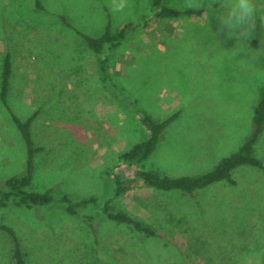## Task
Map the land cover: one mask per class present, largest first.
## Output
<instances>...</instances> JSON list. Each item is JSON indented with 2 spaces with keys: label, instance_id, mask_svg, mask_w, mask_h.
Instances as JSON below:
<instances>
[{
  "label": "rangeland",
  "instance_id": "1",
  "mask_svg": "<svg viewBox=\"0 0 264 264\" xmlns=\"http://www.w3.org/2000/svg\"><path fill=\"white\" fill-rule=\"evenodd\" d=\"M195 0H163L184 10ZM150 0H0V62L11 56L9 111L19 120L35 113L32 139L44 148L35 160L33 188L71 198L111 197L104 171L119 152L146 137L132 104L154 120L177 115L141 165L167 177L195 176L237 150L250 131L264 82V55L253 66L233 59L235 41L218 30L214 13L157 19ZM264 10V0H255ZM217 6L214 5L213 8ZM138 24L108 54L113 95L98 82L93 54L78 34L99 35ZM264 50V22L256 18L247 41ZM237 60V61H236ZM132 103V104H131ZM0 103V186L24 169L23 141ZM264 164V130L255 146ZM234 185L216 183L192 196L138 186L114 206L152 226L144 239L103 221L99 245L61 205L0 210L30 253L32 264H264V174L243 166ZM6 240L0 234V251ZM2 264H5V262ZM59 264V263H58Z\"/></svg>",
  "mask_w": 264,
  "mask_h": 264
},
{
  "label": "trees",
  "instance_id": "2",
  "mask_svg": "<svg viewBox=\"0 0 264 264\" xmlns=\"http://www.w3.org/2000/svg\"><path fill=\"white\" fill-rule=\"evenodd\" d=\"M153 16L157 19H176L181 16H200L202 9L187 8L177 10L163 4V0H150ZM138 24L125 23L112 30L109 24L105 25L97 36L78 34L84 47L89 50L95 59V69L98 82L103 89L112 95V88L118 89L110 82L108 54L118 47L127 36L132 33ZM12 79V61L8 53H4L0 62V103L9 111L7 96ZM121 91L120 89H118ZM132 104V103H131ZM132 114L145 130L146 137L132 144L127 150L119 152L114 158V164L104 171L107 181L111 184V197L101 201L97 196L89 195L81 198H71L67 194L58 195L52 188L37 191L33 188L35 160L44 148L37 145L32 139L30 126L31 116L19 120L10 111V117L18 131L25 151L24 169L20 174L7 177L0 186V210L17 208L37 210L50 207L53 204L61 205L65 215L78 219L92 236L93 244L99 245L97 235L98 216L86 211L97 210L99 217L110 224L128 229L134 235L144 239H160L158 232L141 219L114 206V202L138 186L149 188L157 192H175L181 195L192 196L196 191L216 184L225 183L234 185L232 172L237 168L249 166L264 174V164L255 156V146L264 130V82L258 90V98L252 109L250 131L236 151L221 158L209 171L195 176L167 177L153 170L142 168L134 169L131 174H121L123 168H133L141 165L158 147L164 130L174 121L177 113L174 112L163 120H154L143 110L132 104ZM0 234L6 240V249L0 251V264H32L30 253L24 247L21 238L9 225L0 223ZM64 264L63 262H56Z\"/></svg>",
  "mask_w": 264,
  "mask_h": 264
},
{
  "label": "clouds",
  "instance_id": "3",
  "mask_svg": "<svg viewBox=\"0 0 264 264\" xmlns=\"http://www.w3.org/2000/svg\"><path fill=\"white\" fill-rule=\"evenodd\" d=\"M214 5L217 7L213 8ZM188 6L197 10L204 8L202 15L206 20L210 12L215 14L218 30L235 41L233 49L226 52L233 59L237 54H244L248 59L238 61L253 66L257 58L264 55V50H252L247 44L255 28L257 15L264 22V10L257 8L255 0H195Z\"/></svg>",
  "mask_w": 264,
  "mask_h": 264
}]
</instances>
